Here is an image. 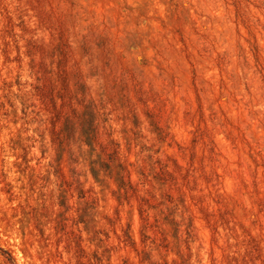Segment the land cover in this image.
Masks as SVG:
<instances>
[{
    "label": "rangeland",
    "instance_id": "1",
    "mask_svg": "<svg viewBox=\"0 0 264 264\" xmlns=\"http://www.w3.org/2000/svg\"><path fill=\"white\" fill-rule=\"evenodd\" d=\"M0 264H264V0H0Z\"/></svg>",
    "mask_w": 264,
    "mask_h": 264
},
{
    "label": "bare ground",
    "instance_id": "2",
    "mask_svg": "<svg viewBox=\"0 0 264 264\" xmlns=\"http://www.w3.org/2000/svg\"><path fill=\"white\" fill-rule=\"evenodd\" d=\"M174 54H175V53H174ZM180 59H181V58H180ZM207 60H208V59H207ZM208 61H209V60H208ZM208 61H207V62H208ZM179 63H180V62H179ZM205 65H206V64H205ZM205 65H204V66H205ZM179 66H180V65H179ZM202 66H203V65H202ZM205 68H206V67H205ZM207 69H209V68H207Z\"/></svg>",
    "mask_w": 264,
    "mask_h": 264
}]
</instances>
